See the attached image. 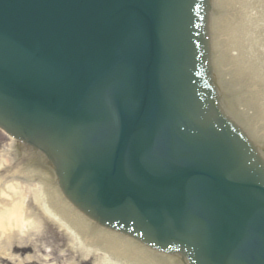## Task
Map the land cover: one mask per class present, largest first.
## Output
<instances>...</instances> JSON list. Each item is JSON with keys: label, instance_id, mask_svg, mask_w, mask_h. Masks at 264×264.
Instances as JSON below:
<instances>
[{"label": "water", "instance_id": "obj_1", "mask_svg": "<svg viewBox=\"0 0 264 264\" xmlns=\"http://www.w3.org/2000/svg\"><path fill=\"white\" fill-rule=\"evenodd\" d=\"M209 0H0V127L96 224L187 264H264V157L222 112Z\"/></svg>", "mask_w": 264, "mask_h": 264}, {"label": "bare ground", "instance_id": "obj_2", "mask_svg": "<svg viewBox=\"0 0 264 264\" xmlns=\"http://www.w3.org/2000/svg\"><path fill=\"white\" fill-rule=\"evenodd\" d=\"M217 1L222 11L216 32L211 28V33L219 37L225 73L234 81L236 89L242 85L246 92L239 98L246 110L244 118L264 139V0ZM215 58L212 57L213 62ZM4 163L1 160L0 166ZM40 169L25 167V163L22 166L19 161L8 172H0V236L5 235L0 239V254L9 256L16 264H24L26 260L56 264L49 263L45 257L35 258L36 254L33 259L30 254L11 255L8 251L12 244L30 243V233L36 239L41 238L40 217L46 215L62 229L69 248L78 255V264L86 261L89 264H186L178 254H157L119 233L92 225L63 201L52 175ZM7 176L9 179L5 180Z\"/></svg>", "mask_w": 264, "mask_h": 264}, {"label": "rangeland", "instance_id": "obj_3", "mask_svg": "<svg viewBox=\"0 0 264 264\" xmlns=\"http://www.w3.org/2000/svg\"><path fill=\"white\" fill-rule=\"evenodd\" d=\"M216 1L217 0H215V10H214V15H213V20H214L213 28L215 29V32H216L217 23L219 24L220 11H222L220 2L218 4V1L217 3ZM217 37L218 35H216L213 32L217 68L220 72L223 82L225 83V91L226 89H229L227 90V92L229 91L230 93L229 96H232V94L235 93L234 85H233L235 83L234 81H231L230 76L224 71V68H223L224 66L222 65L224 62L222 60V54L224 52L222 51L221 43L218 40L219 37L218 38ZM239 86L241 90L242 85H238V87ZM228 104H229L231 111H234L236 109L237 111L235 110V112L237 113L239 112V114L241 115L240 116L238 114V117H240L243 122L247 123L241 114V112L244 113L243 112L244 108L242 105L239 104L238 99L235 98V101L231 99L230 101H228ZM253 134H254L253 136L256 137V139H258L261 142L262 141L264 142V139L262 137L257 135L255 132ZM15 148H16L15 143L4 132L0 130V161L3 159L5 160L4 165L0 166V172H5L12 165H15V162L17 163L19 162L18 160L20 157L15 155L16 154L14 152ZM7 175H10V174L7 173ZM7 179H9L8 176L5 178V180ZM27 199H26V202H27ZM40 215H41V212H40ZM40 218L42 219V223L40 225L41 230H40L39 236L41 235L42 237L36 239L32 237L30 233L29 234L31 236L30 243L21 244V245H17V244L11 245L10 250H8L11 253V255L19 254L20 256H24L26 254H30V255H33V259H34V254H36L37 256L35 258L45 257L48 259L49 263H52V262L56 264H78L80 263V261L78 260V255L69 248L68 246L69 240L63 234L62 229L59 228L57 223L51 220L50 218H48L46 215H42ZM4 231H7L6 227ZM1 237L5 238V235L2 234V236H0V239ZM41 242H43L45 245L42 246ZM48 251H50V253L48 257H46L45 254ZM83 263L85 264L87 263V261ZM83 263L81 262V264ZM0 264H16V262L13 261L9 256L0 254ZM24 264H38V260H33L30 262L27 261Z\"/></svg>", "mask_w": 264, "mask_h": 264}]
</instances>
